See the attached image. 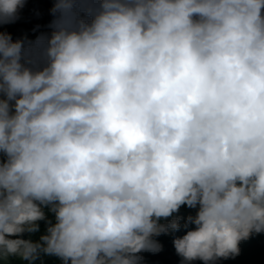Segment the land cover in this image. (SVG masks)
Here are the masks:
<instances>
[{"label": "clouds", "instance_id": "9594fccd", "mask_svg": "<svg viewBox=\"0 0 264 264\" xmlns=\"http://www.w3.org/2000/svg\"><path fill=\"white\" fill-rule=\"evenodd\" d=\"M50 13L0 31V264H142L181 228L180 264L240 255L264 233V0Z\"/></svg>", "mask_w": 264, "mask_h": 264}, {"label": "trees", "instance_id": "16d2710c", "mask_svg": "<svg viewBox=\"0 0 264 264\" xmlns=\"http://www.w3.org/2000/svg\"><path fill=\"white\" fill-rule=\"evenodd\" d=\"M53 6V0H27L23 9L19 12V19L14 23L6 24L0 27V31L8 32L13 39H22L27 43L35 40L37 36L50 32L48 27L53 19L50 9ZM191 210L182 208L180 215L186 216ZM167 222V221H162ZM183 224V221H181ZM184 229L180 232L161 235L156 239L162 244V250L159 253L144 252L141 253L142 264H180V257L175 253L172 243L173 237L182 235ZM240 255L221 259L216 264H264V233L254 234L247 241H242L239 245ZM46 264H59L55 258H48ZM194 264H202L200 261Z\"/></svg>", "mask_w": 264, "mask_h": 264}]
</instances>
